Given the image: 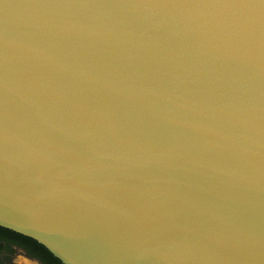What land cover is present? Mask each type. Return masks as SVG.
<instances>
[{
    "label": "water",
    "instance_id": "1",
    "mask_svg": "<svg viewBox=\"0 0 264 264\" xmlns=\"http://www.w3.org/2000/svg\"><path fill=\"white\" fill-rule=\"evenodd\" d=\"M0 227L61 264H264V0H0Z\"/></svg>",
    "mask_w": 264,
    "mask_h": 264
},
{
    "label": "flooded vegetation",
    "instance_id": "2",
    "mask_svg": "<svg viewBox=\"0 0 264 264\" xmlns=\"http://www.w3.org/2000/svg\"><path fill=\"white\" fill-rule=\"evenodd\" d=\"M51 256L32 239L0 227V264H18L14 261L18 258L33 264H55L54 257Z\"/></svg>",
    "mask_w": 264,
    "mask_h": 264
},
{
    "label": "rangeland",
    "instance_id": "3",
    "mask_svg": "<svg viewBox=\"0 0 264 264\" xmlns=\"http://www.w3.org/2000/svg\"><path fill=\"white\" fill-rule=\"evenodd\" d=\"M14 261H16L18 264H33V263H31V262H29L27 260L21 259V258H18V259L14 260Z\"/></svg>",
    "mask_w": 264,
    "mask_h": 264
},
{
    "label": "trees",
    "instance_id": "4",
    "mask_svg": "<svg viewBox=\"0 0 264 264\" xmlns=\"http://www.w3.org/2000/svg\"><path fill=\"white\" fill-rule=\"evenodd\" d=\"M52 257V256H51ZM55 261V264H60V262L58 260H56L55 258H53Z\"/></svg>",
    "mask_w": 264,
    "mask_h": 264
}]
</instances>
